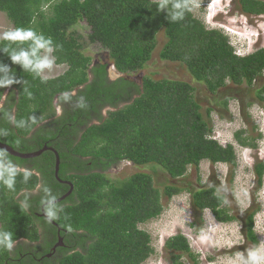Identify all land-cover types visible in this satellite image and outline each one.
<instances>
[{"label": "trees", "instance_id": "1", "mask_svg": "<svg viewBox=\"0 0 264 264\" xmlns=\"http://www.w3.org/2000/svg\"><path fill=\"white\" fill-rule=\"evenodd\" d=\"M194 1L189 0V3L193 5ZM238 1L243 12L264 14V1ZM157 2L0 0V11L6 14L13 28H32L50 37L54 62L67 66L64 73L42 82L11 63L9 53L20 45L0 40V64L10 66L0 71V81L11 77L16 81L0 87V103L5 91L11 89L7 104L0 108V128L8 130L9 135L0 141L20 152L42 148L40 145L49 141L48 146L54 147L60 156V176L73 184L71 196L59 203L63 212L56 221L70 235L80 239L77 244L81 249H60L64 251L62 254L48 258L46 255L51 252L53 242H44L33 248H40L37 258L43 255V263L143 264L155 253V248L151 234L140 225L163 213V198L170 200L184 191L191 194L195 218L192 225L199 230L204 225L205 210H210L223 223L238 218L226 206L227 193L218 179L207 180L200 188H188L182 183L167 184L160 189L152 173L136 172L119 179L103 171L119 161H127L137 166L156 164L171 178L183 179L194 166L202 181L200 165L207 160L212 164L230 165L229 182L232 184L238 155L233 144L223 145L213 138L214 109L203 110L195 97L196 87L190 82L146 76L139 87L124 77L109 80L108 63L98 62L92 66L93 58L85 53L84 36L77 29L81 21L90 28L88 42L99 43L122 74L145 68L157 47V36L163 31L166 41L160 51L161 59L185 66L209 93L222 96L223 108L228 109L232 98L240 102L245 114L254 104L264 106V47L240 55L230 37L221 29L209 28L194 14L193 8L183 20L170 23L167 13L157 10ZM134 88L138 95L131 100ZM246 90L254 94L251 101L243 97ZM64 93H68L67 99ZM57 96L69 103L63 116L58 117L54 105ZM106 107L109 110L104 116L101 112ZM10 114L17 121L35 115L37 122L26 128H13L9 123ZM48 119L47 124L35 130ZM31 134L32 138L27 139ZM235 138L239 145L255 149L261 134L248 136L246 130L241 129ZM44 154L48 156V167L39 170L44 180L51 179L58 188L59 194L55 195L61 196L70 185L55 181V154L51 151ZM7 157L22 167L33 161L9 153ZM68 160L71 165L75 163L83 168L77 169L81 173H69ZM89 162L91 170H95H84ZM255 173L260 189L264 162L255 165ZM40 181L38 175L25 184L18 176L15 191L0 185V231L11 232L16 242L21 239L34 242L39 237L35 214L29 209L22 210L20 205L25 200L41 203L44 194L32 199L31 195L23 194L20 198L18 195L34 190ZM258 210L259 207L250 206L243 224V233L251 248L260 243L254 228ZM165 248L171 252L173 264H186L182 261L184 256L199 264L189 239L182 233L169 237ZM12 254L13 250L0 249V264L12 263L11 259L19 257ZM31 263L36 264V261L32 258L27 264Z\"/></svg>", "mask_w": 264, "mask_h": 264}, {"label": "rangeland", "instance_id": "2", "mask_svg": "<svg viewBox=\"0 0 264 264\" xmlns=\"http://www.w3.org/2000/svg\"><path fill=\"white\" fill-rule=\"evenodd\" d=\"M158 1V0H156ZM264 1V0H262ZM194 14L202 19L209 28L223 30L231 39L232 44L240 55H247L258 48L264 47V14L256 15L243 12L238 0H195L192 5ZM13 24L6 14L0 11V34L12 30ZM78 31L84 36L85 53L93 58V61L101 59L110 64L109 72L111 79L127 78L139 87L142 79L149 76L155 80L170 78L190 82L196 87L195 97L205 111L208 107L213 108L212 122L214 125L213 138L221 144H233L238 155V168L235 172L234 182H229L230 165L225 163L212 164L204 160L200 165L199 180L196 168L191 166L188 174L183 179L171 178L160 166L149 164L137 166L132 162H124L123 166L113 168L108 175L113 178L124 179L136 172H148L154 175L155 183L163 189L167 184H182L188 188H200L207 180L218 179L227 193L226 206L231 213L238 218L232 222L218 221L210 210H205L204 225L201 230L192 225L195 221L191 194L184 191L172 199L163 198L165 210L163 213L140 227L148 231L152 236V244L155 253L143 264H173L172 255L165 248L166 240L178 233L184 234L190 241L194 254L198 257L199 264H235V258L242 253L239 247L251 248L243 233V224L250 206L259 207L255 215V232L260 241L264 242V178L258 189L255 165L264 162V106L254 104L245 114L237 99L232 98L228 109L220 104L222 96L208 92L204 84L195 80L185 66L179 62L162 60L160 51L166 41L164 32L157 36V47L153 52L152 59L144 69L122 74L113 66V62L107 58L108 52L99 43H89L87 36L90 28L85 21L77 25ZM87 41V42H86ZM54 58V57H53ZM67 69L66 65H56L54 62L50 70H46L47 78L58 76ZM225 91V90H224ZM223 91V92H224ZM245 91V90H244ZM76 93V92H74ZM243 96L247 101L254 98L250 90H246ZM245 101V100H244ZM124 104H121L123 106ZM245 129L246 135L258 138L257 148L251 149L239 145L235 134ZM186 264H194L192 260L184 256Z\"/></svg>", "mask_w": 264, "mask_h": 264}, {"label": "clouds", "instance_id": "3", "mask_svg": "<svg viewBox=\"0 0 264 264\" xmlns=\"http://www.w3.org/2000/svg\"><path fill=\"white\" fill-rule=\"evenodd\" d=\"M157 10L166 12L167 19L172 23L183 20L186 13L192 11V5L189 0H158ZM0 40L20 45L18 49H13L9 53L8 57L13 65L19 66L25 72L32 73L35 77L40 78L42 82L46 81L45 72L50 70L54 64L52 55L54 46L50 37H45L32 28L18 27L0 34ZM24 44H27V47H23ZM8 69H10L8 64H0V71ZM14 82H16L15 77H11L7 81H0V87L9 86ZM28 95L31 98V93ZM63 95L67 99L68 93ZM60 114L61 110L58 108L57 115ZM36 122L37 118L35 115L28 120L19 121L16 120L14 115H9V123L13 128H26ZM8 135V130L0 128V138ZM38 175L39 173L35 169L22 167L8 158L7 153L0 151V185H3L9 191H15L18 176L22 177L23 182L27 184L33 176ZM36 188L44 193L41 200L42 214L48 223H52L59 218L63 212V207L59 204L58 197L52 193L50 188L42 184H37ZM20 207L22 210H28L30 204L25 200L21 202ZM15 243L16 241L13 239L11 232L0 231V249L11 252L15 247ZM235 264H264V242L256 247L247 248L238 254L235 258Z\"/></svg>", "mask_w": 264, "mask_h": 264}, {"label": "flooded vegetation", "instance_id": "4", "mask_svg": "<svg viewBox=\"0 0 264 264\" xmlns=\"http://www.w3.org/2000/svg\"><path fill=\"white\" fill-rule=\"evenodd\" d=\"M108 54H107V58H108ZM101 59H105V56L103 55ZM101 59H98L96 61H93V65H96V63L98 62H101V63H107L106 61L103 62ZM57 65V64H56ZM60 66V65H58ZM109 66L110 64L108 65V79L109 80H113L111 79V76H110V72H109ZM65 72V71H64ZM63 72V73H64ZM60 75V74H59ZM10 92H11V89L8 88L6 91H5V95L0 103V108H3L5 107V105L7 104L6 101L8 100L9 98V95H10ZM131 100H134L138 93L137 91L134 89H132V92H131ZM54 105L56 107V111L57 109L59 108L61 110V114L60 115H57L56 117L58 116H63L64 114V110H65V107L69 105L68 102H62L61 99L59 98V96H57L55 98V101H54ZM109 108L106 107L105 109L102 110L101 114L104 115V116H107V112H108ZM14 114V112H13ZM49 121L48 120H45L43 123L39 124L35 130L39 129L40 127L44 126L45 124H47V122ZM94 122H98V121H94ZM33 134V132H32ZM32 134L31 135H28L27 136V139H30L32 138ZM81 133H79L78 137H80ZM30 142V140H29ZM45 144H49V141L43 143L42 145L40 146H44ZM41 148V147H40ZM39 147L37 149H33L32 151H35V150H39L40 149ZM49 151V150H48ZM47 152V151H45ZM44 152V153H45ZM52 152V151H51ZM44 153H42L40 156L38 157H35V158H31L33 161L29 162L25 167L27 168H30V169H35L38 173H39V176L41 178V181L39 184H42L44 186H47L48 188L51 189L52 193L55 195V194H59L58 193V188H56L54 186V182L51 180V179H48L47 181L43 179V176H42V173L41 171L39 170V168H47L48 167V156H46ZM84 159V158H83ZM68 164L69 166L66 165V169H71V171L68 172L69 173H81L80 171L77 172V169H80L82 170L83 168H79L78 167V164L75 165V163L73 165L70 164V160H68ZM124 162L123 161H119L118 163H115V164H112L111 166H109L107 169L103 170L104 172H106L107 174L115 167H121L123 166ZM61 165V164H60ZM92 168V163L89 162L88 165L86 166V169L84 170H91ZM92 170H95V169H92ZM91 170V171H92ZM68 173V174H69ZM54 177H55V181L56 182H60L58 180V178L56 177V175L54 174ZM59 177L61 178V180H64V181H67V182H70L68 181L67 179H64L60 176V169H59ZM62 183V182H60ZM64 185H69L68 183H63ZM70 190V189H69ZM68 190V191H69ZM67 191V192H68ZM67 192L63 193L62 195L66 194ZM72 193H73V190H72ZM71 193V194H72ZM23 194H26V195H31L29 196L30 199H32L34 196H38V195H41V194H44L43 191L41 190H37V188H35L34 190L32 191H25V193H20L18 195V198L21 197V195ZM71 194L68 196L70 197ZM61 195V196H62ZM33 196V197H32ZM60 195H57V197H61ZM67 197V198H68ZM66 199V198H65ZM64 199V200H65ZM63 200V201H64ZM62 202V201H61ZM60 203V202H59ZM71 202H67V204ZM30 208H29V211H32L33 214H35L37 220H36V225L38 227V233H39V237L36 241L34 242H29L27 241L26 239H21L19 240L18 242L15 243V247L13 249V254H12V257H16V254L19 255V257L17 258H13L11 259V262H7V264H14V260L18 261V263H21V264H27L28 262H31L32 261V258L36 261V264H49V263H43L42 259H43V255H41V257H38L37 258V254H39V251H40V248L38 249H33L35 247H40L44 244V242H53V245L50 247V250L51 252L48 253L46 256L48 258H52L54 256H58L60 254H62L64 251H61L60 249H63V250H68V251H71L73 248L74 249H81V245H78L77 244V241H80V239L76 236H73V235H70L65 229H63L62 227L59 226L58 222L55 220V224L54 223H48L46 218L43 216L42 214V211H41V208H42V205L41 203H39V201H31L30 203ZM248 210V209H247ZM246 212V211H245ZM247 213V212H246ZM247 216V215H246ZM246 218V217H245ZM0 227H1V223H0ZM243 229V228H242ZM61 241L62 244L58 245L56 248H55V245L58 244V242ZM67 242H73L72 244H67ZM74 246V247H73ZM247 249L246 247L242 250V252ZM50 254V255H49ZM33 264V263H31Z\"/></svg>", "mask_w": 264, "mask_h": 264}, {"label": "water", "instance_id": "5", "mask_svg": "<svg viewBox=\"0 0 264 264\" xmlns=\"http://www.w3.org/2000/svg\"><path fill=\"white\" fill-rule=\"evenodd\" d=\"M0 149L6 151L7 153H9L10 155L17 157V158H22V159H31V158H35L40 156L42 153H44L45 151H52L55 154L56 157V163H55V175L58 178V180L62 183H68L70 185V190L62 195L61 197L58 198V202L63 201L65 198H67L73 190V184L71 182H67L64 180H61V178L59 177V169H60V156L58 151L52 147V146H48L47 144H45L41 149L39 150H35V151H30V152H20L17 151L16 149H14L12 146L8 145L7 143H3L0 141ZM52 223L55 224V222L53 221ZM62 244L61 241L58 242V244L55 245V248ZM50 255V254H49Z\"/></svg>", "mask_w": 264, "mask_h": 264}, {"label": "bare ground", "instance_id": "6", "mask_svg": "<svg viewBox=\"0 0 264 264\" xmlns=\"http://www.w3.org/2000/svg\"><path fill=\"white\" fill-rule=\"evenodd\" d=\"M114 66V65H113Z\"/></svg>", "mask_w": 264, "mask_h": 264}]
</instances>
